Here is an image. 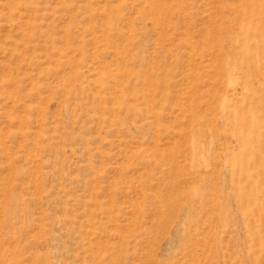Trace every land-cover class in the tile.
I'll use <instances>...</instances> for the list:
<instances>
[{"label":"rangeland","instance_id":"rangeland-1","mask_svg":"<svg viewBox=\"0 0 264 264\" xmlns=\"http://www.w3.org/2000/svg\"><path fill=\"white\" fill-rule=\"evenodd\" d=\"M0 264H264V0H0Z\"/></svg>","mask_w":264,"mask_h":264}]
</instances>
